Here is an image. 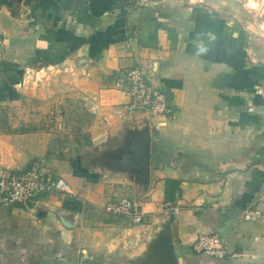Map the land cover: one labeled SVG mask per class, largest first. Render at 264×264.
Instances as JSON below:
<instances>
[{"label":"crops","instance_id":"crops-1","mask_svg":"<svg viewBox=\"0 0 264 264\" xmlns=\"http://www.w3.org/2000/svg\"><path fill=\"white\" fill-rule=\"evenodd\" d=\"M237 1L0 0V165L42 158L74 190L0 202V264L119 260L143 248L166 202L178 207L177 264H264V63L249 54L248 24L235 30L216 15ZM135 64L169 93L166 114L129 109L124 74ZM71 96L96 112L76 132L80 151L59 146L45 119ZM141 113L151 134L145 191L83 158ZM122 195L139 201L143 221L103 212ZM246 207L260 216L244 219ZM206 233L229 254L195 251Z\"/></svg>","mask_w":264,"mask_h":264},{"label":"built area","instance_id":"built-area-1","mask_svg":"<svg viewBox=\"0 0 264 264\" xmlns=\"http://www.w3.org/2000/svg\"><path fill=\"white\" fill-rule=\"evenodd\" d=\"M124 75L130 110L145 111L150 115L166 114L170 110L169 93L164 88L152 85L139 65H132ZM50 192L72 195L74 190L62 176L46 168L44 159L33 160L30 166L24 169L0 165V196L5 202L26 204ZM163 207L165 211L178 212L176 205L166 202ZM102 210L108 215L126 217L133 222H141L146 218V212L139 201L130 195L108 200ZM242 214L246 220L260 216L258 210L249 207L244 208ZM191 245L195 251L215 257H225L229 254L222 239L216 234H201L191 242Z\"/></svg>","mask_w":264,"mask_h":264},{"label":"water","instance_id":"water-1","mask_svg":"<svg viewBox=\"0 0 264 264\" xmlns=\"http://www.w3.org/2000/svg\"><path fill=\"white\" fill-rule=\"evenodd\" d=\"M150 145L148 116L141 113L137 120H129L115 139L86 152L83 158L86 165L127 178L139 191H145L150 180ZM0 202L5 200L0 198ZM173 219L172 211L159 215L143 248L121 256L117 264H177L171 230Z\"/></svg>","mask_w":264,"mask_h":264},{"label":"rangeland","instance_id":"rangeland-1","mask_svg":"<svg viewBox=\"0 0 264 264\" xmlns=\"http://www.w3.org/2000/svg\"><path fill=\"white\" fill-rule=\"evenodd\" d=\"M240 3H239V2ZM237 4L233 9L227 11L219 10L217 20L224 22L226 19L232 20L230 26H233L235 30H242L241 21L248 24L245 34L249 35V54L255 60L264 63V0H238ZM244 3V6L243 4ZM242 7V8H241ZM226 18V19H225ZM232 18V19H231ZM243 18V19H242ZM247 19V20H246ZM96 116V112L92 111V107L89 104H84V101L78 96H71L66 101L57 103L51 112L45 115V119L51 121L56 129L57 144L63 149L77 150L81 149L78 146L83 144L79 141V135H85L80 130L81 124L86 125ZM78 140V141H77ZM75 141L79 144L75 145ZM45 162V160H44ZM46 166V165H45ZM48 169V167L46 166ZM90 259V258H89ZM88 259V264H115L116 260L112 257L101 256L92 257Z\"/></svg>","mask_w":264,"mask_h":264}]
</instances>
